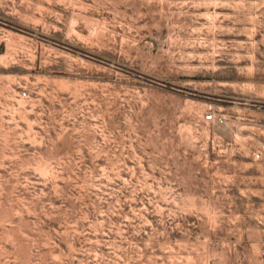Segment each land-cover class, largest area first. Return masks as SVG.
Listing matches in <instances>:
<instances>
[{
    "label": "rangeland",
    "instance_id": "374dc122",
    "mask_svg": "<svg viewBox=\"0 0 264 264\" xmlns=\"http://www.w3.org/2000/svg\"><path fill=\"white\" fill-rule=\"evenodd\" d=\"M0 264H264V0H0Z\"/></svg>",
    "mask_w": 264,
    "mask_h": 264
},
{
    "label": "built area",
    "instance_id": "2783aa9c",
    "mask_svg": "<svg viewBox=\"0 0 264 264\" xmlns=\"http://www.w3.org/2000/svg\"><path fill=\"white\" fill-rule=\"evenodd\" d=\"M24 93L26 94V91H24ZM204 118H205L206 120H213V119H214V112H212V111L207 112V113L204 115ZM255 156H256L257 158L260 157V152H256V153H255Z\"/></svg>",
    "mask_w": 264,
    "mask_h": 264
}]
</instances>
